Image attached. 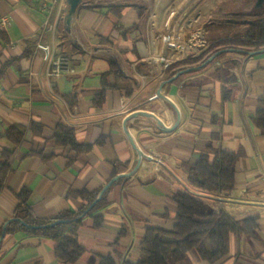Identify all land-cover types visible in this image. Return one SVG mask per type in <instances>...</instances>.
I'll return each mask as SVG.
<instances>
[{"label": "crops", "instance_id": "1", "mask_svg": "<svg viewBox=\"0 0 264 264\" xmlns=\"http://www.w3.org/2000/svg\"><path fill=\"white\" fill-rule=\"evenodd\" d=\"M184 1L81 0L69 28L52 34L41 29L46 13L38 0H0V21H8L0 25L6 37L0 36V70L11 61L0 75V151L14 150L0 191V229L14 216L23 188L37 216L55 217L80 209L76 192L98 190L116 173L123 176L95 213L103 224L95 227L90 215L80 225L85 252L73 264H100L103 257L138 262L146 226L176 224L178 191L236 220L256 218V234L230 235L228 253L215 264H264V131L252 120L264 98V51L227 47L228 39L245 36L250 20H264V5L192 0L172 24L161 70L166 27ZM39 44L68 53L75 72L49 76ZM111 63L126 80L97 107L93 99ZM107 82L115 86V74ZM58 124L73 128L77 143L90 150L56 145ZM12 125L24 134L16 148L4 136ZM208 148L210 160L220 150L238 155L233 191L208 192L188 182V169ZM1 240L0 264H69L55 256L52 238L18 232ZM180 264L211 263L190 250Z\"/></svg>", "mask_w": 264, "mask_h": 264}, {"label": "trees", "instance_id": "2", "mask_svg": "<svg viewBox=\"0 0 264 264\" xmlns=\"http://www.w3.org/2000/svg\"><path fill=\"white\" fill-rule=\"evenodd\" d=\"M0 36H3L0 34ZM4 37V36H3ZM6 39V37H4ZM227 47H237L245 52L264 51V20L261 18L250 20L249 29L245 36L227 40ZM15 60V59H14ZM6 63L0 70V75L8 66ZM109 74H115L117 83L111 86L107 82ZM125 76L115 63H111L107 73L101 75V88L96 92L93 102L101 106L105 102L106 92L110 88H121ZM133 89H126L130 96ZM226 93V92H225ZM226 95V94H224ZM72 96H65L70 105L74 103ZM226 99V96H224ZM254 124L264 131V98L260 99L252 117ZM34 134H42V126L32 124ZM4 136L13 144L19 146L23 139V130L16 125L6 129ZM217 134H213L216 138ZM56 145L71 146L78 152H87L91 145L78 144L73 128L58 124L52 137ZM100 142V141H99ZM207 152L201 153L198 161L187 173L188 182L201 190L208 192H231L235 188V164L238 160L236 153L220 150L214 160H210ZM14 150L0 151V191L7 174L12 170L11 158ZM29 154H39L30 151ZM45 158V157H44ZM117 176L114 173L113 177ZM103 187L88 191L76 192L82 200V207L78 210H65L55 217H39L32 209L30 190L23 188L18 194V205L13 217L8 219L0 229V239L18 232L26 235L49 237L55 242V256L66 263L73 264L85 252V248L78 240V230L86 216H94L95 227L103 224L101 215L95 213L107 205V188L100 199L98 196ZM177 204L176 224L172 229H165L155 225H147L143 241L140 245V260L127 264H180L186 259L190 250H196L202 260L215 264L228 253V240L232 234L254 236L258 228L254 216L243 220L234 219L224 210L214 211L204 200L185 191H178L173 196ZM3 240H0V249ZM100 264H115L111 257H103Z\"/></svg>", "mask_w": 264, "mask_h": 264}, {"label": "built area", "instance_id": "3", "mask_svg": "<svg viewBox=\"0 0 264 264\" xmlns=\"http://www.w3.org/2000/svg\"><path fill=\"white\" fill-rule=\"evenodd\" d=\"M67 0H38L39 7L46 13V19L41 29H48L52 34L56 32L58 22L60 21L65 8L67 7ZM7 19L3 18L0 25L5 27ZM39 47L45 51V60L48 63V75L51 77H61L71 75L75 72L72 65L71 57L65 52H54L49 45L39 44ZM141 157L143 155L141 154ZM147 160H154L157 163L153 154L145 155Z\"/></svg>", "mask_w": 264, "mask_h": 264}, {"label": "water", "instance_id": "4", "mask_svg": "<svg viewBox=\"0 0 264 264\" xmlns=\"http://www.w3.org/2000/svg\"><path fill=\"white\" fill-rule=\"evenodd\" d=\"M192 0H185L171 15L169 21H168V24H167V27H166V34H165V38H164V50H163V53H162V57H161V64H160V69L162 70L163 68V63H164V60L166 58V54H167V49H168V46H169V33L171 31V27H172V24L175 20V18L183 11V9L191 2ZM68 2V5H69V9H68V13L65 17V26L66 28L68 29L69 28V25L73 19V16L75 14V12L77 11L80 3H81V0H67ZM263 5V0H257L256 1V8H260L261 6ZM123 175H119L117 177H114L113 179H111L102 189V191L100 192L99 196H98V199L101 198V196L103 195V193L105 192V190L107 188H109L111 186V184L116 181L119 177H121ZM1 240V239H0Z\"/></svg>", "mask_w": 264, "mask_h": 264}, {"label": "rangeland", "instance_id": "5", "mask_svg": "<svg viewBox=\"0 0 264 264\" xmlns=\"http://www.w3.org/2000/svg\"><path fill=\"white\" fill-rule=\"evenodd\" d=\"M86 2L88 3H93L95 0H85ZM97 1H100V0H97ZM121 1H136V0H121ZM263 5H264V0H263ZM68 3H67V7L65 8L64 12H63V15L60 19V21L58 22V25H57V28H56V32L58 33H62L63 30H64V25H65V17L68 13Z\"/></svg>", "mask_w": 264, "mask_h": 264}]
</instances>
